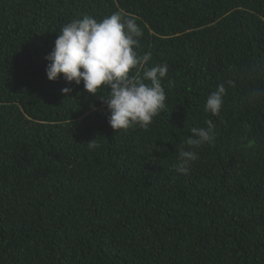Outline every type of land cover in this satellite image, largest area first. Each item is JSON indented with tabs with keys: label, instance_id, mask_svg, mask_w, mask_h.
<instances>
[{
	"label": "trees",
	"instance_id": "obj_1",
	"mask_svg": "<svg viewBox=\"0 0 264 264\" xmlns=\"http://www.w3.org/2000/svg\"><path fill=\"white\" fill-rule=\"evenodd\" d=\"M113 13L151 57L130 76L168 66L146 129L111 128L108 88L46 75L64 25ZM0 264H264V0H0Z\"/></svg>",
	"mask_w": 264,
	"mask_h": 264
},
{
	"label": "clouds",
	"instance_id": "obj_2",
	"mask_svg": "<svg viewBox=\"0 0 264 264\" xmlns=\"http://www.w3.org/2000/svg\"><path fill=\"white\" fill-rule=\"evenodd\" d=\"M142 30L135 18L113 13L98 21L85 15L64 25L54 42L52 51L45 57L46 75L49 81L63 77L68 83H83L85 92L100 94L108 88L109 94L102 101L110 112L108 123L117 132L130 128L146 129L161 110L166 100L161 80L167 74V64L144 68L141 75H129L132 69L142 62L150 60V54L142 58L135 48L139 45ZM228 83H231L229 81ZM62 93L69 94L72 89L65 87ZM226 92L224 84L217 86L206 99L204 111L212 115H220ZM207 128L193 127L192 135L178 151L176 171L187 175L193 162L199 157L193 149L214 140V125L206 121ZM98 145L89 141L88 147Z\"/></svg>",
	"mask_w": 264,
	"mask_h": 264
}]
</instances>
